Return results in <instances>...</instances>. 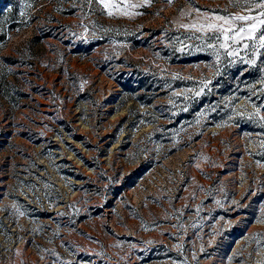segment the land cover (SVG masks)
<instances>
[{"label":"rangeland","instance_id":"obj_1","mask_svg":"<svg viewBox=\"0 0 264 264\" xmlns=\"http://www.w3.org/2000/svg\"><path fill=\"white\" fill-rule=\"evenodd\" d=\"M127 2L0 0V264H264L260 0Z\"/></svg>","mask_w":264,"mask_h":264},{"label":"snow or ice","instance_id":"obj_2","mask_svg":"<svg viewBox=\"0 0 264 264\" xmlns=\"http://www.w3.org/2000/svg\"><path fill=\"white\" fill-rule=\"evenodd\" d=\"M89 3L92 0H88ZM98 4H100L104 10L107 11L109 16H112L115 13H120L121 15H130L131 13L128 11L130 8H136L139 5L129 4L127 0H121L120 3H117L116 0H96ZM147 2V0H146ZM121 3L124 4V7H121ZM256 7L260 9L257 15H235L231 18L225 16H215L212 18L214 21H219L221 23L209 22L206 25L204 24H193L183 25V27H192L197 29L198 31H209L213 34L214 38L218 41L219 49H223L225 53L230 57H235L238 55V50L233 47V45L240 44V42L244 40L253 41V50L254 52L259 49H264V32H261V28H264V0H260L259 3L256 4ZM251 11V9H249ZM23 15V13H21ZM250 22L246 23L244 26L235 27V22ZM261 32L259 37L257 38V33ZM208 47L216 48V45L209 44ZM243 47L247 49L249 47L248 44H244ZM217 59H219V52H216ZM250 64H255V60L248 61ZM199 95V93H197ZM255 115H259V109ZM261 120H264V116L260 117ZM23 215V213H20Z\"/></svg>","mask_w":264,"mask_h":264}]
</instances>
